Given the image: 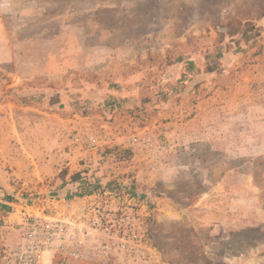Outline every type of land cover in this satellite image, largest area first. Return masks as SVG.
<instances>
[{"label":"rangeland","instance_id":"obj_1","mask_svg":"<svg viewBox=\"0 0 264 264\" xmlns=\"http://www.w3.org/2000/svg\"><path fill=\"white\" fill-rule=\"evenodd\" d=\"M25 155L35 214L112 181L89 203L144 217L147 260L264 264V0H0V160ZM112 252L88 264H141Z\"/></svg>","mask_w":264,"mask_h":264},{"label":"built area","instance_id":"obj_2","mask_svg":"<svg viewBox=\"0 0 264 264\" xmlns=\"http://www.w3.org/2000/svg\"><path fill=\"white\" fill-rule=\"evenodd\" d=\"M75 141H80L79 136L75 138ZM131 142L146 149L154 146L151 137L144 139L132 137ZM87 143L91 148H100L109 146L112 141L103 134L90 133ZM112 192L114 191H110ZM92 195L80 196L82 198H79L75 204L65 202L63 208L53 214L42 212L40 215L27 216L24 219V230L20 239L12 245H5L0 264L97 263L99 260H109L116 246L121 247L125 254L128 253L129 258L133 253H137L135 258L141 264L162 263L161 255L156 254L154 259L149 257L147 260L144 251L140 252L147 247L144 217H138V223H135L130 221V217L121 216L118 220L119 226L116 228L112 225L113 219H111V216L115 219V213L112 214L104 207L89 203ZM131 200L136 199L131 198ZM50 202L53 204L59 201L52 199ZM127 229H132L137 235V245L134 249L126 240ZM104 234L107 236L103 237ZM116 236L118 242H116Z\"/></svg>","mask_w":264,"mask_h":264},{"label":"crops","instance_id":"obj_3","mask_svg":"<svg viewBox=\"0 0 264 264\" xmlns=\"http://www.w3.org/2000/svg\"><path fill=\"white\" fill-rule=\"evenodd\" d=\"M24 111L19 110V108L11 109L10 112H21L20 118L23 120V125L21 121L16 123L20 128L25 130V134L30 132V105ZM15 110V111H14ZM27 110V111H26ZM8 111V110H6ZM43 111V110H42ZM43 124L47 126L50 122ZM15 124V121H14ZM13 126V124H11ZM15 126V125H14ZM17 128V126H15ZM18 129V128H17ZM12 131L13 128H12ZM15 133V131H14ZM16 135V133H15ZM19 136V135H18ZM30 139V137L28 138ZM19 141L18 143L22 147H30V140ZM19 140V138L17 139ZM11 144V142H10ZM0 160V245H12L15 243L24 230V219L27 216L35 214L31 212L35 211V206L30 204V199H26L24 196V188L27 179H21L22 176L27 177L29 180L30 175V159L25 157L21 158H8L2 156ZM35 162V161H33ZM9 164L12 167V175H9L5 171L4 167ZM21 164V165H18ZM43 165L47 166L49 163L43 162ZM43 173V171H42ZM29 174V175H27ZM43 212V211H42Z\"/></svg>","mask_w":264,"mask_h":264},{"label":"trees","instance_id":"obj_4","mask_svg":"<svg viewBox=\"0 0 264 264\" xmlns=\"http://www.w3.org/2000/svg\"><path fill=\"white\" fill-rule=\"evenodd\" d=\"M81 174L78 173L77 175L72 176V180L75 181L76 183L81 182V184H85V182H83V177L80 176ZM116 186L113 185V182L110 181L108 183H106L105 185H102L101 181H95L94 184H92V186L90 187V189H85L83 188V190L79 193H77L76 195H74L73 193H71L70 195H66V198H71L74 196H86V195H92L95 193H100V192H104V191H114L116 188ZM124 188H126V193L129 195L130 198H138V199H145L144 195H140L137 191V189L134 187V184H130V185H124ZM58 191H52L50 193V198L55 199V198H60L61 196L57 195Z\"/></svg>","mask_w":264,"mask_h":264}]
</instances>
